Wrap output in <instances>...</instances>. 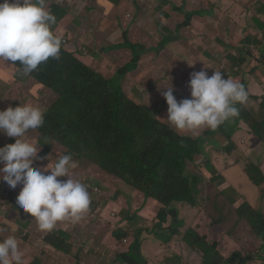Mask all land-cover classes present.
<instances>
[{"label": "trees", "instance_id": "obj_1", "mask_svg": "<svg viewBox=\"0 0 264 264\" xmlns=\"http://www.w3.org/2000/svg\"><path fill=\"white\" fill-rule=\"evenodd\" d=\"M185 1L182 0V2ZM204 1L200 0L202 3ZM105 2L110 4V9H114L119 8L123 0H105ZM162 2L166 7L171 1L162 0ZM176 10L183 11L182 8ZM147 14L143 10L139 19L142 20ZM200 15H206L201 11V8L189 14L188 18L190 19L192 16L197 18ZM256 22L258 27L264 29V21L256 20ZM252 35L254 39L251 42L254 45L251 44L246 50L242 49L240 52L242 55L233 57V70H225L219 65H216L218 68L215 69L224 73L227 78L238 75L236 79L244 85L245 89L246 79L240 78L236 69L247 71L252 64L248 52L255 49L256 44H259L258 47H262L260 44L263 42V39L259 38L262 35L261 30L253 32ZM171 40L165 39L163 45ZM121 45L135 47L130 63H133L131 66L137 67L141 61L142 52L135 51L142 46L141 43L133 44L126 34L124 42H117L113 47L119 49ZM113 47L112 49H114ZM219 53V50H212L211 54L214 55V60H218V63L225 64L228 57ZM79 56H81V50L72 51L62 41L59 59L50 58L31 74H25L22 71L20 62H13L18 69L17 76L19 78L25 76L35 78L39 84L59 96V100L50 109L46 112L43 111L44 123L38 128L41 132V142H43L41 147L53 132L55 139L47 140L49 145L46 147L45 154H41V158H45L51 146L60 144L65 149V151H61V156L71 154L72 157L84 158L91 166L106 175V178H112L120 188L128 185L134 189L137 197L144 196L145 199H151L156 204L166 207L167 210L170 209L175 213V224L179 220L178 212L175 209L182 207L177 206L178 204H188L198 209L216 206V209L211 213L201 209L200 222L196 227L202 237L190 228L188 236L184 238L185 243L195 250L194 252L198 251L203 256L202 259L193 256L197 260L193 262L188 260L186 264H225L228 262L264 264V157H261L258 163L252 161L251 164L244 167H242L240 156L236 157L235 162L230 159L233 154H237L238 150L245 149L246 157L252 151L251 148H244L237 140L239 120L247 119V122L252 123L253 133L249 134L253 136V143L256 146H261L263 144L261 142H264V121L261 124H256L255 120L248 119V116L244 114L246 104H238L239 115L221 125L217 129L220 133H213V138H193L184 135L177 129H172L156 120L150 109L126 99L114 81L105 80L95 69L86 65ZM251 57L253 58L252 54ZM130 63L125 65V69L130 66ZM187 66L192 73V67L188 64ZM124 72L121 70V73ZM28 98L29 96L23 94L11 107L20 106ZM263 105L264 103L261 102L260 106ZM53 124L63 125L55 131ZM228 138H231L230 145H223ZM9 139L10 144L15 143L14 138L9 137ZM207 141L219 145L223 152H229L226 154L228 157L223 160V165L218 166L215 163L212 165L210 157L206 161L204 143ZM197 156L203 157V159H196ZM56 159L51 158L50 161L55 163ZM190 165L195 168H203V172L199 175L190 173ZM213 167L218 170L222 169L223 172L213 171L216 176H212L210 169ZM77 175L78 171L73 174L75 179H77ZM97 177L99 178L98 175ZM225 180L229 183L226 184ZM220 182L221 187L218 186ZM230 185H234L243 192L245 197H248L247 203L242 206L241 214H236L240 217L233 222L228 221L234 216L232 212L235 204L218 205L221 202L219 199H227ZM87 190L90 194V206L82 218L74 223H58L54 232L44 233L43 242L48 244L50 249L70 259L73 258L76 264H98L95 259L85 255L83 249L78 251L79 243H82L81 239L85 237L82 227H86L91 238L94 236L98 238V241H103L106 259L110 262L106 264H144L140 260L144 257L142 255L143 242L158 241L161 232L169 228L162 229L159 226L158 230H145L136 234L129 246H123L125 242H129L128 231H131V227L122 224L127 218L118 216L119 210L114 211L119 208L117 199L109 200L107 207L109 206L111 210L108 212L104 210L107 207L99 209L98 202L91 199L93 191L89 187ZM0 194L3 198L6 191ZM131 202L132 200H128L130 205ZM182 208L186 209L187 206ZM112 214L113 216H111ZM136 218L133 216V220L128 223H131L132 226ZM153 223L156 222L150 223L149 226ZM238 227L246 229V232L249 231L250 241L256 242L258 247L252 250V246L248 243L227 260L230 254L229 245H232L237 237L238 241H243V237H239L242 234L236 229ZM4 228L10 230L16 237L13 224L8 223L0 226V229L4 230ZM201 230L208 232L209 235H205ZM219 230L222 235H218ZM180 234L182 231H175V236ZM4 236V231H0V239L6 238ZM29 238L28 234L23 240L18 241L21 238H17L23 251L22 264H42L39 257L29 261L31 250L29 251L23 245L24 243L30 244ZM87 241L92 242L91 239H87ZM213 241L220 244L212 245L210 242ZM138 252L139 255L136 254ZM176 252L177 250L173 249V254ZM179 258L181 259V257ZM146 264L166 263L159 262L154 257Z\"/></svg>", "mask_w": 264, "mask_h": 264}, {"label": "rangeland", "instance_id": "obj_2", "mask_svg": "<svg viewBox=\"0 0 264 264\" xmlns=\"http://www.w3.org/2000/svg\"><path fill=\"white\" fill-rule=\"evenodd\" d=\"M100 1L102 0H85V3L81 4L77 0L72 5L75 6V11L64 12L63 8H60L61 10L56 12L57 17L63 16L61 18L62 22L68 19L63 24L62 38H66L68 41V44L65 45H68V48L72 51L81 50V56L79 57L92 66L105 80L114 81L126 99L136 105L150 109L156 120L172 129L175 128L166 121L168 105L165 109L161 108V105L166 101L161 95V90L171 87V84L173 86V84L178 83L179 93L190 98L191 91L188 85L193 72L191 73L187 66V61L195 64V66L202 65V68L196 67V70L203 69L209 75L213 73V69L209 67L208 63L213 65L214 69L218 68L216 65H219L225 70H233V57H237L239 54L242 55L240 53L242 49L246 50L251 46L253 43L251 40L254 39L252 33L261 30V33L264 34V29L258 27L256 22V20L264 21V12H262L264 10V0H205L203 3L200 0H186L185 2H182V0H168L171 2L166 7L162 0H124L119 8L108 9V11L105 7L102 8L98 4ZM177 8H182L183 11L180 12L176 10ZM199 8L209 17L200 15L201 17L192 16L189 19L188 15ZM143 10L148 14L140 20ZM85 22L90 28V43L84 40L82 34ZM147 31L148 34L146 35ZM126 34H128L133 44L141 43L142 45L140 46L142 48L139 47L135 51L142 52L141 61L137 67L131 66L133 63H130L133 59L135 47L121 45L118 50H114L117 48L113 46L117 42L123 43ZM259 38H263V42L260 44L262 47H258L259 44H256L257 47L248 52L249 59H252L251 66L247 71L236 69L240 78L246 79V91L248 92V98L251 97L248 106L254 110L248 119L255 120L256 124H261L264 121V105L262 108L260 107V103L264 100V36L260 35ZM165 39L172 40L163 45ZM81 44H85L86 49L82 48ZM112 47L114 48L113 51H111ZM212 50H219V54L228 57L226 63L220 64L218 60H214V55L211 54ZM128 63H130V66L125 69V65ZM204 64L208 67L207 69L204 68ZM121 70L125 72L121 73ZM15 73L16 70L10 66V63L8 64L3 60L0 61V78L10 86V90L7 93L0 95V110H3L5 105L13 103L14 98L20 95L21 89L29 96V103L40 107L44 112L59 100L57 94L41 86L35 78L17 81ZM237 76L234 75L233 79H236ZM74 105L76 106V103ZM246 120H239V129L237 128L236 137L239 144L246 149L251 148L252 151L246 157L244 154L245 149H241L237 151V154H233L230 157L235 162L236 157L240 156L242 158V167L251 164L252 161L258 163L259 159L264 157V145H254L253 136L249 134L253 133L252 123ZM61 125L63 124H53L55 131ZM179 132L193 138H213V133H220L217 129L206 128L199 130L195 134L186 131ZM53 133L46 139L41 154L46 152V147L49 145L47 140L54 139ZM27 138L37 141L41 148L43 142H41L39 129L30 130ZM76 140L78 141V138ZM230 140L231 138H228L223 145L229 146ZM258 141L261 142L259 139ZM9 143V138L4 134L3 146ZM61 151H65V149L60 144L59 146H51L45 159L42 160L40 168H44L50 163L46 157L50 156L49 159L58 158L61 156ZM204 152L206 161L210 157L211 164L215 163L218 166L223 165V160L228 157L226 154H229L228 151L223 152L219 145L210 141L204 143ZM79 159L78 157H73V161L80 168L76 178L87 184L89 189L93 191L91 199L98 202L99 209L107 207L110 199L116 200L119 196L122 198L123 191L128 198L133 196V188L127 185L121 190L112 178H106V175L91 166L84 158ZM196 159L202 160L203 157L197 156ZM37 162L38 160L34 164L37 165ZM202 169L195 168L193 165L189 166L190 173L195 175L201 174L203 172ZM210 171L212 176H216L213 171L223 172L222 169L218 170L216 167H213ZM75 172L73 171V174ZM65 178L61 177L59 179L64 180ZM0 183V193L6 191L3 198L0 194V226L8 223L13 224L16 237L21 238L18 241L25 239L27 234L30 236L28 239L30 244H23L29 251L31 250L29 261L39 257L42 264H76L73 258L70 259L50 249L51 247L43 242L45 232L40 231L37 224L33 221L34 218L17 205L16 198L22 186H17L12 191L9 185H5L6 182L0 181ZM225 183L228 184L229 181L225 180ZM218 186L221 187V182L218 183ZM227 192H229L227 193V199H219L221 202L218 205H224V203L235 204L232 212L234 216L228 221L233 222L240 217L236 214H241L242 206L247 203L248 197H245L243 192L234 185H230ZM145 202L147 203L148 199ZM153 203L155 202L153 201ZM183 205L182 207L187 206V208L177 207L175 209L179 215V220L176 224L175 213L171 212L170 209L166 214L164 210L157 208L156 211L159 210V216L157 217L156 214H153L155 206L152 204L142 206L135 223H132L135 230L128 231L130 239L123 246H129L137 233L145 230H158L160 226L162 229H169L161 232L158 241L147 240L143 242L142 255L144 257L140 258L139 256L142 263L146 264L147 254L156 253L155 257L159 262L181 264L179 257H181L180 251L183 248L192 257L196 256L197 259H202L203 256L198 251L194 252L195 250H192L184 241V238L190 232V228L202 237L197 227L191 225L197 213L195 211L196 208H192L188 204ZM215 207L211 206L201 209L211 213L216 209ZM130 215H132V211L128 213L127 210H124L120 216L122 218L126 217L128 220ZM152 215L153 218L149 219ZM167 215L172 219L164 221L167 219ZM153 220L156 221V225L153 223L149 226L148 222ZM185 221H187V227L191 225L189 229L185 228ZM231 226L234 227V225ZM236 229L242 234L239 237H243V241H238L237 237L233 244L229 245L230 254L227 260L231 259L234 253L241 250L248 243L252 246V250L258 247L256 242L252 243L250 241L249 231L246 232V229H240V227ZM175 231H182V234L175 236ZM52 232H54V229ZM82 232L85 237L81 239L83 244L79 243L78 251L83 249L82 251L85 255L95 259L98 264L110 263L106 259L103 241H98V238L94 236L91 238L86 227H82ZM203 233L209 235L208 232ZM4 235V237L14 236L7 228H4ZM218 235H222L220 230ZM87 239H91L92 242L87 241ZM210 243L213 245L219 242L213 241ZM18 245L22 251L21 244ZM173 249L177 250L175 254H173ZM199 251L201 252V250ZM136 254L139 255V252ZM126 256H129V254H126ZM225 264L234 263L228 262Z\"/></svg>", "mask_w": 264, "mask_h": 264}, {"label": "clouds", "instance_id": "obj_3", "mask_svg": "<svg viewBox=\"0 0 264 264\" xmlns=\"http://www.w3.org/2000/svg\"><path fill=\"white\" fill-rule=\"evenodd\" d=\"M55 23L56 17L48 11L46 0H3L0 3V60L10 63L16 75L18 69L13 62H20L22 71L31 74L50 58L58 60L65 38H62L63 30L51 27ZM187 63L193 71L188 85L190 98L179 93L178 83L161 90L166 100L161 108L168 105L166 121L171 126L194 134L205 128L216 130L238 116L237 105L244 103V114L248 118L251 116L254 112L248 106L251 97L248 98V92L239 80L225 77L209 63L213 69L211 75L203 69L196 70L202 65ZM204 68L208 67L204 64ZM20 79L33 78L25 76ZM22 95L0 110V138L4 141L5 134L15 139L14 144H2L0 147V181L13 189L22 185L16 198L17 205L34 218L40 231L48 232L58 223L79 221L89 208L90 194L88 185L73 176V171L80 168L71 154L58 157L55 163L48 156L46 159L50 163L40 168L45 159L41 158L42 147L37 141L28 139L27 134L43 125L44 113L28 100L11 107ZM36 160L37 165L34 164ZM61 177L66 178L61 180ZM22 257L23 252L15 236L0 239V264H22Z\"/></svg>", "mask_w": 264, "mask_h": 264}, {"label": "crops", "instance_id": "obj_4", "mask_svg": "<svg viewBox=\"0 0 264 264\" xmlns=\"http://www.w3.org/2000/svg\"><path fill=\"white\" fill-rule=\"evenodd\" d=\"M76 1L77 0H46V6H47V9H48V11H50L55 17H56V23L55 24H53L51 27H54V28H56V29H61V30H63V24L65 23V22H67L68 21V19H65L63 22L61 21L62 19V17H57L56 16V12L57 11H60L61 9L60 8H63V11L64 12H72V11H75L76 10V8H75V6H72L74 3H76ZM80 1V3L81 4H84L85 3V0H79ZM98 4L99 5H101V7L103 8V7H105V9L108 11V9H110V4H108L107 2H105V0H102V1H100V2H98ZM69 15V14H68ZM82 34H83V38H84V40L85 41H87L88 43H90V28H89V26L86 24V22L84 23V26H83V30H82ZM115 46V45H114ZM81 47L82 48H85L86 49V45L85 44H81ZM114 50H118V49H114ZM111 51H113V49H111ZM81 59V58H80ZM86 65H88L89 67H91V68H93L92 66H90L88 63H86L83 59H81ZM7 70V69H6ZM15 79L17 80V81H22L16 74H15ZM10 90V86L6 83V81H4L3 79H1L0 78V95H2V94H5V93H7L8 91ZM25 94V92H24V90L23 89H21V92H20V94ZM166 102V101H165ZM263 144L262 145H264V142H262ZM2 144H3V140H2V138H0V147L2 146ZM1 184V183H0ZM126 186H123V187H121L120 189L122 190V189H124ZM134 193H133V196L131 197V198H128L127 197V194L126 193H124V191L122 192V198L119 196L118 198H117V201H118V206H119V208H117V209H114V211L115 210H119V214H118V216H120L121 215V213H122V211H124V210H127V212L129 213L130 211H132V215H130V217H129V219L127 220V219H124V221L122 222V224L123 225H127V226H130L131 227V231H134L135 230V228L134 227H132L131 226V223H128V221H132L133 220V216L134 217H137V215H138V213L140 214V208L142 207V206H146V205H148V204H152L153 206H155V211L153 212V214H156V216L158 217L159 216V210H164L165 212H166V214H167V209H166V207H162V206H160V205H158V204H156V203H153V200H151V199H148V202L146 203L145 202V197L144 196H142L141 198L140 197H137V195H136V193H135V191H133ZM130 199H132V202H131V205L128 203V200H130ZM177 206H183V204H178ZM191 207V206H190ZM189 206H188V208H190ZM157 208H160L158 211H156L157 210ZM192 208H194V207H192ZM104 210H106V211H110L111 209L109 208V206L107 207V208H104ZM122 210V211H121ZM195 211H197V213H196V216H195V218H194V220H193V222H192V224L191 225H194V222L196 221V224H195V226L200 222V213H201V209H198V208H196L195 209ZM194 211V212H195ZM104 212V211H103ZM193 212V213H194ZM125 213V212H124ZM192 213V214H193ZM238 216H240V215H238ZM153 218V215L149 218V219H152ZM171 220L172 218L169 216V215H167V219L166 220H164V221H168V220ZM163 221V222H164ZM152 222H156L155 220H153V221H151V222H148V224H150V223H152ZM186 222V226H185V228L186 229H189L190 228V226L189 227H187V221H185ZM184 229V228H183ZM138 234V233H137ZM248 235L249 236H251V234L250 233H248ZM175 246V245H174ZM173 246V247H174ZM172 247V248H173ZM122 248H124V247H122ZM172 251V250H171ZM181 252V264H186L187 263V261L188 260H192V262L193 261H195V260H197L196 259V257H192L190 254H189V252L187 251V250H181L180 251ZM156 256V253L155 254H148V256L146 257V259H147V261H149V260H151V259H153L154 257ZM173 257V256H172ZM172 257H170V258H172ZM175 258V257H174ZM199 264V263H198Z\"/></svg>", "mask_w": 264, "mask_h": 264}, {"label": "built area", "instance_id": "obj_5", "mask_svg": "<svg viewBox=\"0 0 264 264\" xmlns=\"http://www.w3.org/2000/svg\"><path fill=\"white\" fill-rule=\"evenodd\" d=\"M3 2V0H0V3H2ZM64 43L65 44H68V41L66 40V38L64 39ZM96 191H97V189H96ZM126 243V242H125Z\"/></svg>", "mask_w": 264, "mask_h": 264}, {"label": "flooded vegetation", "instance_id": "obj_6", "mask_svg": "<svg viewBox=\"0 0 264 264\" xmlns=\"http://www.w3.org/2000/svg\"><path fill=\"white\" fill-rule=\"evenodd\" d=\"M124 1V0H123Z\"/></svg>", "mask_w": 264, "mask_h": 264}]
</instances>
